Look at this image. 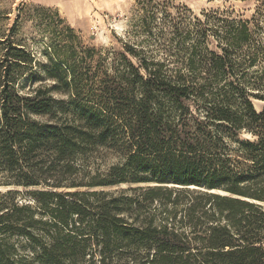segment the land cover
<instances>
[{"label": "trees", "instance_id": "16d2710c", "mask_svg": "<svg viewBox=\"0 0 264 264\" xmlns=\"http://www.w3.org/2000/svg\"><path fill=\"white\" fill-rule=\"evenodd\" d=\"M250 23L223 18L215 30L196 18L197 33H216L220 52H198L193 43L185 58L160 60L128 48L138 65L124 56L126 64L114 73L122 86L101 85L102 102H91L92 96L83 94L81 83L89 74L74 60L57 56L37 70L25 47L3 40L7 46L0 58V186L37 189L28 190L34 205L19 203V190L0 191V264H75L72 216L89 227L75 236L95 235L104 245L99 248L100 264L126 253L131 264H264V109L257 110L251 98L264 100V65L258 67L264 42L256 38L259 31L264 34V27L257 23L251 29ZM40 77L53 83L28 91L21 85L22 80L33 83ZM56 93L67 97L57 98ZM241 130L257 139H240ZM119 141L127 147L126 162L114 166L110 178L94 177L84 185L66 182L77 172L79 154L90 146ZM236 150L243 156L233 155ZM249 160L245 170L242 165ZM127 173L134 175L133 182L160 185L149 186L142 200L125 198L123 206L117 196L104 199L111 195L105 190H59L118 184L126 182ZM168 183L230 193L188 190L193 198L186 208L190 217H205L211 223L195 242L179 239L152 220L136 225L122 216L126 205L135 204L136 210L144 200H162L168 189L163 184ZM88 196L101 200L94 205ZM46 235L50 241H44ZM15 236L40 251L15 258ZM111 238L121 242L112 245Z\"/></svg>", "mask_w": 264, "mask_h": 264}, {"label": "rangeland", "instance_id": "374dc122", "mask_svg": "<svg viewBox=\"0 0 264 264\" xmlns=\"http://www.w3.org/2000/svg\"><path fill=\"white\" fill-rule=\"evenodd\" d=\"M260 10L258 11V8ZM254 16H257L254 19ZM196 18H200L211 24V28L217 30V25H222L223 18H242L251 20L250 27L255 29L259 23L264 27V0H0V58L5 53L7 46L2 41L8 38L14 45L25 47L34 57L32 65L37 70L43 63L64 56L68 60L79 64L80 70L88 72L87 80L81 83L83 94L92 96L91 102H102L103 94L99 87L107 84L113 89L121 87L120 80L114 77L118 68L126 64L125 55L138 65V59L128 52V48L136 50L140 56H154L163 60L168 58L186 57L192 49V44L197 43V51L206 48L220 52L216 33L209 31L206 35L200 33V26L195 24ZM222 18V19H219ZM258 40L264 42L262 30L257 33ZM238 62V59H236ZM173 65L174 63L171 62ZM264 59L258 63L262 68ZM235 68H239L238 65ZM14 66V70H18ZM17 72V71H15ZM111 74V78L105 77V73ZM104 80V81H103ZM28 91L40 84H51L52 80H22ZM125 85V84H123ZM57 98H66L67 95L56 93ZM257 110L264 109V100L251 96ZM194 109L195 104L190 103ZM113 107L116 104L111 103ZM69 116H72L70 114ZM240 139L256 140L257 136L246 131L239 132ZM233 146L235 140L231 141ZM127 147L122 141L115 145L90 146L84 154H79L75 162L78 167L74 175L68 177L66 182H77L76 184H89L92 178H110L113 167L123 165L126 162ZM233 155L240 158L243 154L240 150L233 151ZM243 160V159H242ZM244 161V160H243ZM242 166L246 170L247 161ZM241 166V167H242ZM126 182L107 186H79L62 187L63 191H93L105 190L111 196L122 199H141L145 196V190L149 186L160 185L157 182H133L134 175L127 173ZM168 187L163 190L162 200H144L141 209H136L135 204L126 205L127 208L122 216L128 222L136 225L153 221L154 226H167L169 232L178 235L184 241H196L194 238L207 233L205 230L211 223L205 222V217L192 219L186 210L193 198L187 196L190 191H206L209 193L230 194L221 189H209L203 186H180L174 183L163 184ZM38 188H43L38 187ZM34 187L24 188L21 186H0V191L19 190V203H30L34 205L33 198L28 190ZM183 190V191H180ZM171 197L174 202H169ZM89 202L95 204L101 200L100 196L86 197ZM142 200V199H141ZM200 202V201H198ZM208 204V203H207ZM208 207V206H207ZM201 212L197 215L200 217ZM72 232L70 239L77 250L75 264H100V249L103 244L98 242L95 235L90 238L81 239L75 236L84 226L88 224L79 223V217L72 216L69 219ZM223 223H226L224 220ZM196 224V225H195ZM73 226V225H72ZM75 226H78L77 228ZM196 227V229H195ZM63 234H68L64 230ZM44 241H50L46 235ZM12 242L18 246L15 258L24 254L34 256V251L25 246L22 238L12 237ZM121 242L118 238H111V244ZM130 261V254L114 256L109 264H125ZM42 264H54L44 262ZM73 264V263H72Z\"/></svg>", "mask_w": 264, "mask_h": 264}]
</instances>
